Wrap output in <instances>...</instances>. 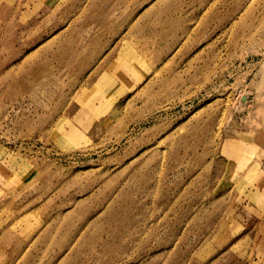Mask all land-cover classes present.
<instances>
[{"label":"rangeland","instance_id":"obj_1","mask_svg":"<svg viewBox=\"0 0 264 264\" xmlns=\"http://www.w3.org/2000/svg\"><path fill=\"white\" fill-rule=\"evenodd\" d=\"M0 264H264V0H0Z\"/></svg>","mask_w":264,"mask_h":264}]
</instances>
